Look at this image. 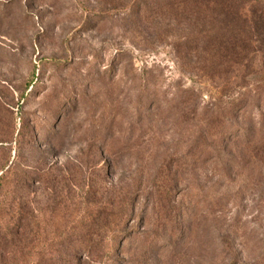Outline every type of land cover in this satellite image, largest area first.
Returning a JSON list of instances; mask_svg holds the SVG:
<instances>
[{"label": "rangeland", "instance_id": "obj_1", "mask_svg": "<svg viewBox=\"0 0 264 264\" xmlns=\"http://www.w3.org/2000/svg\"><path fill=\"white\" fill-rule=\"evenodd\" d=\"M213 2L0 0V264H264L257 4Z\"/></svg>", "mask_w": 264, "mask_h": 264}, {"label": "trees", "instance_id": "obj_2", "mask_svg": "<svg viewBox=\"0 0 264 264\" xmlns=\"http://www.w3.org/2000/svg\"><path fill=\"white\" fill-rule=\"evenodd\" d=\"M254 2H256V9L253 12V20L250 19V28H251V32L253 35L252 38V43L256 46V52L260 55L261 58H264V0H253ZM221 2L220 0H216V2H213V4L215 5H219ZM213 17V16H211ZM50 61H54V60H50ZM57 63H61L60 61H56ZM36 76V72H33V77L31 82H29L26 86V88H30L33 86H35L34 80ZM21 101H25L26 100V95L23 94L20 97ZM243 103V96L241 94L235 95L234 98L230 99L226 104L227 107L224 109L226 112L230 115L235 114L236 111H239L242 106ZM247 116L249 115V113H246ZM258 117L260 119V123H258L257 125H259L260 127V131L263 132L264 131V113L262 112H258ZM253 116V114H252ZM249 121L251 120V116L249 115V117L247 118ZM246 131L243 133L244 137H247L246 139L249 141V139L252 138V136L255 135L251 134L253 133V129L248 128L245 129ZM232 130L231 131H223L222 133L218 134L217 136V140L215 142L214 145L210 144L209 142L206 143V153H210L215 155V157L217 158H221V153L225 150L227 142L230 140V137H232ZM243 140V139H241ZM240 141V139H239ZM197 161V160H195Z\"/></svg>", "mask_w": 264, "mask_h": 264}]
</instances>
